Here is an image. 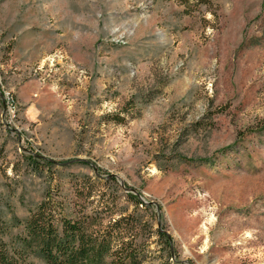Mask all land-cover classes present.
Wrapping results in <instances>:
<instances>
[{"label": "rangeland", "instance_id": "obj_1", "mask_svg": "<svg viewBox=\"0 0 264 264\" xmlns=\"http://www.w3.org/2000/svg\"><path fill=\"white\" fill-rule=\"evenodd\" d=\"M88 177L143 264H264V0H0V218Z\"/></svg>", "mask_w": 264, "mask_h": 264}, {"label": "trees", "instance_id": "obj_2", "mask_svg": "<svg viewBox=\"0 0 264 264\" xmlns=\"http://www.w3.org/2000/svg\"><path fill=\"white\" fill-rule=\"evenodd\" d=\"M94 187L88 177L69 193L45 192L24 219L0 218V264H143L149 236L142 231L151 225L119 206L115 192Z\"/></svg>", "mask_w": 264, "mask_h": 264}]
</instances>
